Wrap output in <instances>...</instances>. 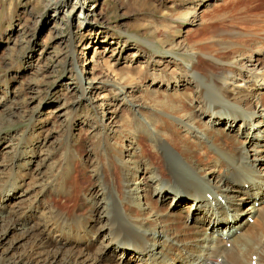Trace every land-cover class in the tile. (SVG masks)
I'll return each mask as SVG.
<instances>
[{
	"label": "rangeland",
	"instance_id": "1",
	"mask_svg": "<svg viewBox=\"0 0 264 264\" xmlns=\"http://www.w3.org/2000/svg\"><path fill=\"white\" fill-rule=\"evenodd\" d=\"M263 40L264 0H0V193L10 183L21 185L14 198L0 204V216H8V204L15 202L19 213L31 209L21 225L33 226V233L56 227L65 230L63 240L69 234L74 241L77 234L97 232V247L109 239L106 217L99 216L107 203L95 194L105 190L120 216L149 223L169 219L183 228L184 209L168 217L175 209L171 197L152 213L154 206L141 211L131 205V195L123 191V172H131L133 156L146 163L150 157L151 166L161 164L144 135L148 129L171 132L169 119L154 109L156 100L192 112L196 98L207 90H196L184 78L188 57L198 60L193 71L205 83H213L223 67L247 78L233 59L241 52L245 58L239 63L247 69L264 67ZM197 41L214 47H197ZM77 68L83 71L80 79ZM207 120L205 115L195 125L206 126L211 149L235 151L237 143L211 132L217 125L203 122ZM237 131L231 136L238 137ZM177 133L181 155L186 156V148L197 164L210 167L215 152L202 151L197 139L179 127ZM147 191L148 185L139 193L143 199L133 201H145ZM183 196L180 205L193 200ZM200 225L194 231L206 224ZM5 237L26 240L17 228ZM75 243L80 250L82 239ZM120 251L107 264H122Z\"/></svg>",
	"mask_w": 264,
	"mask_h": 264
},
{
	"label": "bare ground",
	"instance_id": "2",
	"mask_svg": "<svg viewBox=\"0 0 264 264\" xmlns=\"http://www.w3.org/2000/svg\"><path fill=\"white\" fill-rule=\"evenodd\" d=\"M196 44L198 47L202 41H197ZM203 46L205 48L208 46L211 49L214 47L212 45ZM227 46L230 45L227 44ZM262 55L264 54L262 53ZM244 58L239 52L234 57L233 62L238 63L235 65L238 70H246L244 71L247 73V78L241 77L240 73L235 75V72H227L229 69L223 67L213 83L206 82V84L193 71V65L198 60L193 63L195 61L194 56L190 61V57H188L184 78L194 83L196 90L203 88H207V90L201 92L200 96L196 98V109L192 112L179 108L178 105H175L176 103L170 104L164 99L155 101L154 109L169 119L167 124L171 132L148 129L144 135L161 164L151 166L147 164L149 160L151 161L150 157L146 163L147 160L136 159L133 156L131 158V172L125 170L123 177H121L123 179V191L127 195H131L129 203L141 211L151 205L154 206L150 210L152 213L161 203L167 202L171 197L175 209L170 211L168 217L175 215L176 210L184 209L181 212L184 215V221L181 222L180 226L183 228H175L169 219L166 220L167 222L165 220L158 222L156 219V223H154L155 220L153 223H149L145 219H128L120 216L114 207L112 200L114 198L105 190H101L95 194L102 197L101 202L107 203V207L102 209L99 216L104 215L106 217L107 224L104 227L109 231V239L94 247L93 239L97 232L92 235L86 234L89 236V242L85 241L86 235L77 234L76 240L82 239L83 242L79 250L77 243H75L76 240L71 241L72 237L69 234L64 240V237H60L65 232L64 229H56L55 227L52 229L53 232L49 230L48 233L44 232L45 234L43 232L42 234H35L32 232L33 226L23 227V216L28 214L31 209L26 213H19L20 208L13 207L14 202L11 206L8 204V207H12L8 211V216L5 218L0 216V223L4 225L0 229V264H107L115 252L119 250H121L119 256L122 264H127L130 259L135 261L132 264H252L253 262L264 264V205L259 210L255 207V204L259 205L264 202V104L261 102L264 94V67L254 64V70L247 69V65L240 64ZM203 60L205 61L206 58ZM82 72L77 68L79 79L82 78ZM252 90H256V93ZM253 96H258V98L254 99ZM196 111L198 115L195 114ZM168 112H174V116ZM195 115L201 119L205 115L208 116V120L203 122L217 125V128L213 127L215 129L210 131L220 133L224 137H231L237 143V149L233 152H226V154H221V149V153H216L214 151L216 148L211 149V145L214 144L209 142V134L203 131L206 130V126H202L203 123H200L198 125L200 127H197L195 124L201 119L198 118L196 121ZM224 120L226 123L220 126ZM175 126H178L188 136L196 138L197 143L203 147L201 148L202 151L206 147L215 152V156L211 155L214 159L210 167L203 163L197 164L194 159H191V153L186 148L183 150L187 153L186 156L181 155L184 153L178 148L184 147L179 145L178 127ZM233 130H238V137L236 135L231 136ZM161 139H164L166 143ZM195 142L194 145L192 144L193 146H195ZM219 142L223 143L220 140ZM251 142L253 147L245 148L246 144ZM132 144L135 146L134 141ZM206 159L204 158V161L207 162ZM137 173L139 176H136ZM122 185L121 187H123ZM147 185L148 191L145 195L143 194L145 201L135 203L134 198L140 200L142 197L143 199L139 193ZM20 186L17 183H10L6 189L2 190L0 204L14 198L16 196L15 191ZM116 186L118 187V185ZM185 194L186 197L193 200L187 205L184 204L186 201L182 200L180 205L177 201L183 198ZM127 197L129 198V196ZM246 202L250 204L243 206ZM178 217L180 218V216ZM250 217L253 218L252 223H249L248 218ZM1 219H4L3 223ZM200 224L206 225L202 226L200 231H194L197 226L201 227ZM150 227L152 229H149ZM16 228L19 229L21 238L26 240L19 241L16 237H5L8 232ZM223 229L225 233H222ZM90 231L89 229L88 233ZM31 237L33 238L31 239ZM29 240L31 241L29 242ZM28 242V246L23 248ZM228 242H230L229 247L226 244ZM158 246L160 247L157 249ZM125 252L131 255H127Z\"/></svg>",
	"mask_w": 264,
	"mask_h": 264
}]
</instances>
